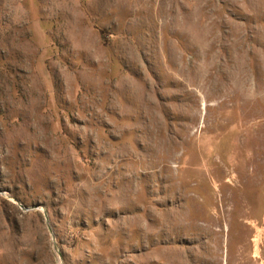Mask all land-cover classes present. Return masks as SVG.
<instances>
[{"label":"rangeland","instance_id":"obj_1","mask_svg":"<svg viewBox=\"0 0 264 264\" xmlns=\"http://www.w3.org/2000/svg\"><path fill=\"white\" fill-rule=\"evenodd\" d=\"M0 264H264V0H0Z\"/></svg>","mask_w":264,"mask_h":264},{"label":"water","instance_id":"obj_2","mask_svg":"<svg viewBox=\"0 0 264 264\" xmlns=\"http://www.w3.org/2000/svg\"><path fill=\"white\" fill-rule=\"evenodd\" d=\"M38 208L37 206L36 207H33V208H30V209H36ZM25 210H29L28 208H25Z\"/></svg>","mask_w":264,"mask_h":264},{"label":"bare ground","instance_id":"obj_3","mask_svg":"<svg viewBox=\"0 0 264 264\" xmlns=\"http://www.w3.org/2000/svg\"><path fill=\"white\" fill-rule=\"evenodd\" d=\"M259 243V242H258ZM259 256V255H258Z\"/></svg>","mask_w":264,"mask_h":264}]
</instances>
